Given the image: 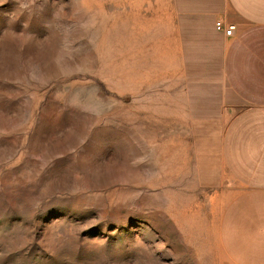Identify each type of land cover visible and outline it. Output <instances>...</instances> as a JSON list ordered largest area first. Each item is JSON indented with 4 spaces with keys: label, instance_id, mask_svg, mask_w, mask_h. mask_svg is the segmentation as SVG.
<instances>
[{
    "label": "rangeland",
    "instance_id": "rangeland-1",
    "mask_svg": "<svg viewBox=\"0 0 264 264\" xmlns=\"http://www.w3.org/2000/svg\"><path fill=\"white\" fill-rule=\"evenodd\" d=\"M194 135L173 0H0V264H240Z\"/></svg>",
    "mask_w": 264,
    "mask_h": 264
},
{
    "label": "crops",
    "instance_id": "crops-1",
    "mask_svg": "<svg viewBox=\"0 0 264 264\" xmlns=\"http://www.w3.org/2000/svg\"><path fill=\"white\" fill-rule=\"evenodd\" d=\"M173 4L199 177L230 196L221 223L234 258L264 264V0Z\"/></svg>",
    "mask_w": 264,
    "mask_h": 264
},
{
    "label": "built area",
    "instance_id": "built-area-1",
    "mask_svg": "<svg viewBox=\"0 0 264 264\" xmlns=\"http://www.w3.org/2000/svg\"><path fill=\"white\" fill-rule=\"evenodd\" d=\"M217 28H218V30H224V25H223V23L221 21L217 22ZM234 30H235V26L234 25H230L228 27V29L225 30V34L227 36H231Z\"/></svg>",
    "mask_w": 264,
    "mask_h": 264
}]
</instances>
